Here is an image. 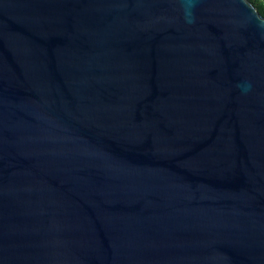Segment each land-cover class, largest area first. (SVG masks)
I'll list each match as a JSON object with an SVG mask.
<instances>
[{"label":"water","instance_id":"1","mask_svg":"<svg viewBox=\"0 0 264 264\" xmlns=\"http://www.w3.org/2000/svg\"><path fill=\"white\" fill-rule=\"evenodd\" d=\"M0 264H264L250 0H0Z\"/></svg>","mask_w":264,"mask_h":264},{"label":"trees","instance_id":"2","mask_svg":"<svg viewBox=\"0 0 264 264\" xmlns=\"http://www.w3.org/2000/svg\"><path fill=\"white\" fill-rule=\"evenodd\" d=\"M257 10L264 16V0H250Z\"/></svg>","mask_w":264,"mask_h":264}]
</instances>
